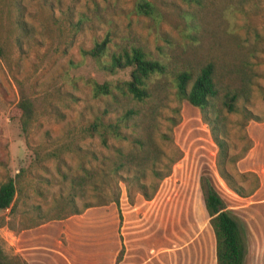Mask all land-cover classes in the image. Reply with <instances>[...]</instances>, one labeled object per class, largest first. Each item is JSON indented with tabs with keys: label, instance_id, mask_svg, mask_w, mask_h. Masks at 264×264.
Segmentation results:
<instances>
[{
	"label": "rangeland",
	"instance_id": "1",
	"mask_svg": "<svg viewBox=\"0 0 264 264\" xmlns=\"http://www.w3.org/2000/svg\"><path fill=\"white\" fill-rule=\"evenodd\" d=\"M135 1L0 0V184L14 178L17 187L13 207L0 211L3 264H28L27 255L36 251L43 255L42 264H51L57 246L68 240V227L74 229L72 240L80 243L86 239L91 244L94 228L86 225L90 219L100 222L105 206L91 208L97 214L89 211L82 219L72 215L69 201L74 198L78 208L84 201H94L90 183L95 172L100 174L97 181L105 184L107 196H118L119 206L120 199L128 206L142 199L133 211L120 209L122 224L127 225L131 242L137 233L140 240L152 237L157 244L156 259L168 241L167 264H190L189 251L197 240L204 243L203 264H211L215 240L200 189V177L209 176L244 232V261L249 255L255 264H264V152L259 149L264 141V118L242 129L241 115H226L232 154L249 145V151L257 147L255 156L260 157L256 164L261 177L257 172H240L237 163L228 168L246 193L252 195L261 188L262 192L250 201V195L239 197L220 178L217 147L209 127L197 108L177 99L173 87L178 73L188 72L195 78L212 63L220 88L218 103L225 92L245 84L248 109L264 117V0H201L200 5L182 0H148L164 13L158 24L136 15ZM186 13L193 18L185 20ZM106 36L110 52L139 47L164 64L165 73L152 78L151 97L144 104L123 98L115 103L110 98L93 96L90 81L129 78V70L113 76L100 73L93 60L82 56V50L92 49ZM22 100L28 102L30 112L19 119L21 110L17 108ZM108 105L114 110L113 117L124 107L148 114H141L137 120L140 127L128 132L144 139L150 137L162 153L157 171L168 176L155 180L148 174L144 182L148 192L153 191L152 182L158 184L149 203L135 184L108 173L114 151L102 147L96 136L84 130ZM238 105H244L240 98ZM152 110L155 112L151 115ZM110 145L130 149L114 141ZM83 168L90 173L85 191L77 188L73 192L71 182L84 175ZM108 207L109 224L116 230V206L112 203ZM150 227L152 232L146 234ZM86 233L90 236L85 238ZM124 239L122 235L120 241ZM111 246L113 253L117 252L118 264L125 249L120 254L116 241ZM134 257L133 251L127 255L128 264H134Z\"/></svg>",
	"mask_w": 264,
	"mask_h": 264
},
{
	"label": "trees",
	"instance_id": "2",
	"mask_svg": "<svg viewBox=\"0 0 264 264\" xmlns=\"http://www.w3.org/2000/svg\"><path fill=\"white\" fill-rule=\"evenodd\" d=\"M187 4H199L201 0H182ZM133 12L141 17H146L160 23L164 18L162 9L154 2L148 0H136L133 5ZM181 16V14H180ZM182 17V16H181ZM192 19L190 13H186V19ZM190 21V20H189ZM110 39L106 36L101 42L95 43L90 50H82L81 54L93 60L97 71L107 76H113L119 72L129 70L128 80H116L98 83L90 81L92 93L95 98H110L115 103H120L121 99L138 104H144L151 97L150 83L155 75L165 73V66L159 60L152 59L148 53L139 47L123 48L117 51H111L109 48ZM237 90H229L221 97L220 88L215 78V68L212 63L204 66L197 76L188 72H180L173 80L175 95L179 101H186L191 106L197 108L200 112L202 121L209 127L210 134L214 144L217 147L216 170L220 178L226 183L228 188L241 198H246L250 194L244 191V188L238 186L235 178L229 172L228 168L233 167L242 158L245 157L250 147L245 146L239 153L232 154L228 142V124L227 114L241 115L240 126L245 129L251 121L261 122L264 117L253 114L247 107L249 103L248 88L245 84ZM242 99L243 106L238 105V100ZM111 106V105H110ZM110 106L103 109L102 113L94 118L84 130L89 136H96L102 147L107 150H113L114 159L108 165V173L114 178H119L122 182L127 180L137 187L142 197L149 201L153 198L158 184L151 183L153 191L148 192V187L144 183L148 174L155 180H162L168 174L159 173L157 164L159 156L162 155L150 137L144 139L129 133L131 128H139L137 120L142 117L141 110L136 108H123V111L111 116L114 112ZM21 115L19 119L28 114V102L22 100L19 107ZM155 110V109H154ZM155 111L152 110V114ZM20 114V113H19ZM150 115V116H151ZM147 117L148 114H145ZM153 117V116H152ZM155 118V117H154ZM25 123V120L23 121ZM243 138L245 136L243 135ZM110 141L126 144L129 150L110 145ZM94 154V159H97ZM107 158H104V161ZM102 164L105 165V162ZM102 172V171H101ZM84 175L71 182L73 192L80 188L82 192L90 173L83 168ZM105 175V173H103ZM123 174L128 175L126 178ZM100 174H93L94 180L90 185L94 192L93 200L85 202L82 208H78L74 198L70 199L73 206L72 215H80L83 210L96 206H108L115 204L119 209V198L108 197L105 193V184L97 181ZM200 189L204 198V206L209 217V224L212 228L215 238L216 264H243L246 254V240L244 232L239 221L226 208L223 199L217 193L212 179L209 176L200 177ZM17 193L16 180L9 178L0 184V211L8 210L13 207V202ZM82 194V193H81ZM77 195L74 193L73 197ZM83 195H78V197ZM119 219L122 216L119 212ZM123 253V249L120 254ZM1 256V250H0ZM0 264H3L0 260Z\"/></svg>",
	"mask_w": 264,
	"mask_h": 264
},
{
	"label": "crops",
	"instance_id": "3",
	"mask_svg": "<svg viewBox=\"0 0 264 264\" xmlns=\"http://www.w3.org/2000/svg\"><path fill=\"white\" fill-rule=\"evenodd\" d=\"M256 148L257 147L251 149L244 158H242L239 162H237V167L240 170V172H244V171L257 172V175L261 177L262 174H260V172H258L257 170L259 166L256 164V161L260 162V157L255 156V152L257 151ZM259 149L262 152H264V141H262V145L259 147ZM262 156H264V153ZM261 192L262 190L260 188L254 194L250 195L248 199L250 201L253 200ZM138 201L139 202L137 204H140L142 202V199L138 198ZM262 202H264V198L262 199ZM137 204H135V206H131V205L128 206L127 201L120 199L119 209L115 205L118 213V226L116 230L114 229L113 225L109 224L110 215H108V213L111 214V209H109L110 207L108 206L103 207L104 208L102 211L103 215L100 218V222H96V219H90L89 223L86 225V226L90 225L91 227L94 228V230L91 231V234L95 238V240H92L91 244H89L86 239L83 240L84 242L81 241L80 243H77L76 241L72 240L71 234L74 229L68 227L67 231L66 232L64 231L68 236V240H66V244L61 243L60 246H57V249L53 254L56 257H54V259L51 260L50 263L51 264H89V261L92 260L95 261L94 264H115L116 263L115 260L117 258V252L113 253L111 242L116 241L120 250H122L123 248L125 249L124 256L122 259L119 260L118 264H128L127 255L132 251L135 254V257L132 260L134 264H167V257L169 253L168 251H170V248H168V241L165 246L166 248L160 252L161 257H159L158 259H156L157 244L154 243V240L152 239L151 236H149L147 239H145L146 241H144V239L141 240L139 239L137 233L135 235L134 242L130 241L126 229L127 225L122 224V219L120 221L119 212L121 213L120 209L133 211V209L134 210L137 209ZM202 206L205 208L204 203ZM90 210L91 208L87 209L83 214L76 215L74 217L85 219L87 212H89ZM90 212H95L97 214V211H90ZM88 216H90V214ZM77 231L79 233L81 232L80 230ZM77 231L75 230L76 233ZM148 232H152V227L147 229L146 234ZM122 235H124L125 237L123 242L120 241V237H122ZM86 236H90V234L86 233L84 237L86 238ZM203 247H204V243L202 241L200 240L195 241V244L191 247V250L189 251V253L191 254L188 257V259L190 260V264H203V261L201 259V250H203ZM193 248L195 249L193 250ZM21 250H25V249H21ZM195 250H198L197 257L193 256ZM29 257L32 260H29ZM42 257L43 255L41 254V252L36 251L32 253L30 256L27 255L26 260L28 264H42L43 262ZM39 259H41V261H39ZM210 263L216 264L215 241L211 245ZM243 264H255L254 257H250L249 255H247L246 260L244 261ZM256 264H259V261H257Z\"/></svg>",
	"mask_w": 264,
	"mask_h": 264
}]
</instances>
